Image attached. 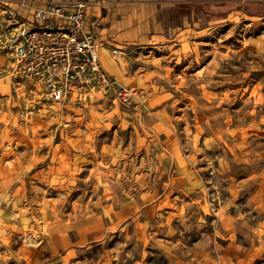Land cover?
<instances>
[{
  "label": "rangeland",
  "instance_id": "374dc122",
  "mask_svg": "<svg viewBox=\"0 0 264 264\" xmlns=\"http://www.w3.org/2000/svg\"><path fill=\"white\" fill-rule=\"evenodd\" d=\"M205 14L169 20L130 110L109 90L27 89L0 44V264H226L228 243L262 247L264 1Z\"/></svg>",
  "mask_w": 264,
  "mask_h": 264
},
{
  "label": "crops",
  "instance_id": "0c3cea01",
  "mask_svg": "<svg viewBox=\"0 0 264 264\" xmlns=\"http://www.w3.org/2000/svg\"><path fill=\"white\" fill-rule=\"evenodd\" d=\"M66 1L77 0H0V21H7V25L15 21L29 24L32 22L35 8H43L49 3ZM82 1L87 3L86 28L92 30L103 44L98 52L102 70L117 83L144 91L151 86V79L155 76L154 70H157L159 66V63L154 64L155 60L160 59L155 56L154 50L164 47L168 38L175 33L176 25L169 22L173 17H176L175 13L182 29L187 26L195 28L202 23L204 18L206 20L208 18L209 23L216 21L215 16L211 19L206 14L201 15L202 10L211 13L228 12L229 15H232L233 9L239 5H253L264 0ZM185 33L182 32V36ZM113 49L117 50L116 54L112 53ZM8 55L12 59L11 55ZM111 99L119 107L116 101ZM135 107L131 109H135ZM198 243L201 246L207 245L203 238H200ZM233 246L232 243L225 246L226 264H233L237 260L241 264H264V243L261 248L251 249L249 247L247 256L240 252L237 258L234 254L232 256L227 254V252L230 253L229 247ZM209 247H202L201 253L209 251ZM196 264L216 263L214 260L212 262L210 260L207 263L199 261Z\"/></svg>",
  "mask_w": 264,
  "mask_h": 264
},
{
  "label": "built area",
  "instance_id": "2783aa9c",
  "mask_svg": "<svg viewBox=\"0 0 264 264\" xmlns=\"http://www.w3.org/2000/svg\"><path fill=\"white\" fill-rule=\"evenodd\" d=\"M86 7L77 0L35 8L31 23L6 25L1 47L11 55L13 72L27 89H37L55 103L84 101L96 91L109 90L119 106L131 109L141 94L102 70L98 52L103 44L86 28Z\"/></svg>",
  "mask_w": 264,
  "mask_h": 264
}]
</instances>
